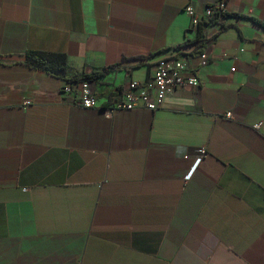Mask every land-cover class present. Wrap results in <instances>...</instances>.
Listing matches in <instances>:
<instances>
[{"label": "crops", "instance_id": "1", "mask_svg": "<svg viewBox=\"0 0 264 264\" xmlns=\"http://www.w3.org/2000/svg\"><path fill=\"white\" fill-rule=\"evenodd\" d=\"M214 1L0 0V264H264V0L193 27ZM199 36L206 64L179 47ZM28 50L122 68L85 108ZM173 56L198 86L105 112Z\"/></svg>", "mask_w": 264, "mask_h": 264}, {"label": "built area", "instance_id": "2", "mask_svg": "<svg viewBox=\"0 0 264 264\" xmlns=\"http://www.w3.org/2000/svg\"><path fill=\"white\" fill-rule=\"evenodd\" d=\"M229 2L230 0H216L208 4L202 11L196 10L192 4H187L185 11L190 16L193 27L206 22H222L229 12ZM200 57L201 64H206L207 55L205 52ZM187 85H199V79L194 73V67L180 56L161 58L156 62L150 81H131L127 92L117 99L112 106L104 109L108 115H111L115 110L134 109L141 105L150 110H156L162 107L166 98L172 95L179 87ZM61 91L64 94L72 96L76 104L85 108L102 107L89 81H67ZM26 104H31V101H26ZM232 116L233 113L231 111L218 115L220 118L227 119L232 118ZM263 126L264 121L261 120L253 124L252 127L259 131ZM201 152L206 154V148H202Z\"/></svg>", "mask_w": 264, "mask_h": 264}, {"label": "trees", "instance_id": "3", "mask_svg": "<svg viewBox=\"0 0 264 264\" xmlns=\"http://www.w3.org/2000/svg\"><path fill=\"white\" fill-rule=\"evenodd\" d=\"M202 24V23H201ZM201 24L199 26H201ZM209 43V39H204L201 36L195 40H188L183 46H192L188 55H201L205 52ZM125 59H123L124 61ZM24 64L30 68L40 69L47 73L66 79V81H89L97 82L98 79L106 76L108 73L122 68L121 64H114L101 71L83 72L68 76L67 58L61 53H47L44 51L28 50L25 54Z\"/></svg>", "mask_w": 264, "mask_h": 264}]
</instances>
